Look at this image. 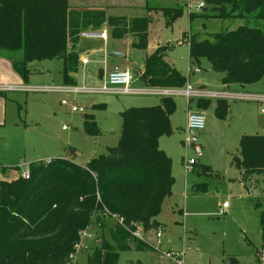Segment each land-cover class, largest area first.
<instances>
[{
    "label": "trees",
    "instance_id": "trees-1",
    "mask_svg": "<svg viewBox=\"0 0 264 264\" xmlns=\"http://www.w3.org/2000/svg\"><path fill=\"white\" fill-rule=\"evenodd\" d=\"M204 2L201 13L209 10L215 19L264 21V0ZM160 11L168 25L184 13L178 6ZM199 15L189 16V21ZM149 23V17L126 20L105 17L100 11L73 12L68 0H0V51L21 53L11 63L23 82L32 62L58 59L63 62V84L76 85L73 75L80 65L76 46L82 32L104 26L111 38L132 35V47L145 50ZM186 45L190 64L207 60L213 72L223 75L220 83L225 87H244L264 74V32L248 24L216 33L211 40L200 41L189 34ZM169 49L156 48L135 70L147 87L182 89L186 85L185 77L167 61ZM158 98L156 106L122 111L118 145L85 166L68 157L47 165L38 161L30 164L28 180L0 181V264H78L69 256L85 230L96 235L87 264H118L120 253L130 250L129 240L144 246L130 232L140 229L146 237L158 230L156 219L174 183L171 159L160 150L159 140L173 133L170 117L175 103L173 97ZM209 104L210 99H197L196 107L201 111ZM214 114L226 118V99H216ZM83 127L89 136L100 135L93 115L85 116ZM232 163L246 190L261 180L264 204V133L243 135ZM194 173L206 176L213 172L198 164ZM205 189V184L192 186L194 191ZM260 223L264 229V209Z\"/></svg>",
    "mask_w": 264,
    "mask_h": 264
},
{
    "label": "rangeland",
    "instance_id": "rangeland-1",
    "mask_svg": "<svg viewBox=\"0 0 264 264\" xmlns=\"http://www.w3.org/2000/svg\"><path fill=\"white\" fill-rule=\"evenodd\" d=\"M157 3L161 7L172 6L170 2ZM189 20L184 12L171 27L166 28L162 16H156L149 29L146 50L133 49L131 36L114 41L109 33L108 40L100 48L103 54L113 52L114 49L118 50L116 53L129 57L126 63L125 60L113 58H108V62L124 66L136 63L135 66H139L137 63L142 64L145 56L150 55L156 47L168 45L172 49L167 51V61L185 77L190 87L210 92L238 91L247 95L248 99H227L228 114L225 119H218L214 114L216 99H211L207 109L200 111L205 119V128L197 134L199 142H204L197 165H206L212 169L213 173L206 176H198L194 171L185 175L182 166L185 150L181 142L184 139L186 114L198 111L197 100H191L188 107L184 97H173L175 111L170 117L173 133L160 138L159 148L171 159L174 183L156 220L162 229V249L183 251L184 264H264V229L260 223V212L264 209L262 183L259 180L251 189L246 190L232 163L242 135L264 133V103L258 99V95L264 97V74L257 82L243 89L235 84L229 90H224L220 83L223 75L213 72L207 60L201 59L198 65L190 64L186 45L189 34L200 41L211 40L216 33L231 31L246 24L264 32V21L251 19L248 23L244 19L219 20L213 18L209 10ZM182 34L185 39L183 43H178ZM96 41L80 38L76 51L82 56L87 47L91 46L90 43ZM20 57V52L0 51V77L4 78L0 80V87L64 85L62 60L32 62L28 65V79L23 82L13 71L11 63L12 59ZM73 81L77 86L90 88L102 85L81 66L73 75ZM130 88L140 91L150 89L135 75ZM62 101L68 105L62 106ZM158 103V97L145 94L0 92V181L15 179L17 168L23 172L26 164L47 158L54 160L69 157L74 164L85 166L92 158L104 155L107 148L118 145L122 111L130 107L156 106ZM72 106L82 108L84 113H72ZM86 115H93L100 130L99 136L86 134L83 127ZM71 151L75 154L69 156ZM187 154L188 158L194 156L190 149ZM195 184H205V191L192 190ZM224 203L228 206L223 210ZM154 232L146 239L151 240ZM95 237L94 234L92 239ZM89 239L83 238L81 241L78 264H87V255L91 252L83 248L85 245L88 248L95 245L85 241ZM129 244L135 246L137 241L129 240ZM144 246L141 247L148 253L122 252L118 264H174Z\"/></svg>",
    "mask_w": 264,
    "mask_h": 264
},
{
    "label": "built area",
    "instance_id": "built-area-1",
    "mask_svg": "<svg viewBox=\"0 0 264 264\" xmlns=\"http://www.w3.org/2000/svg\"><path fill=\"white\" fill-rule=\"evenodd\" d=\"M177 6L187 13L188 17L195 14H200L203 9L206 8L204 0H175ZM81 38L91 39V40H106V33L103 31H85L80 34ZM83 64H87V60L82 61ZM132 81V74L129 71H123L118 68H114L109 72L103 84L97 88H90L86 86H77V85H62L58 87H32V86H3L0 87V92H23V93H49L56 92L66 95H133V94H145L156 97H175L181 96L184 97L188 102L194 99H227L232 97L234 99H248L247 96H228L224 92H210L204 89H194L186 83L182 89H163V88H150L148 90H134L130 88ZM258 99L264 103V97H258ZM62 106H67L68 104L64 101L61 102ZM72 113H84L82 108L77 106L71 107ZM263 112V110H262ZM205 128V119L200 112H187L186 122L184 128V139L181 144L185 149V159L183 163L184 174L188 175L194 171V167L197 165V160L202 156L201 143L197 137V134L204 130ZM190 149L194 156L188 158L187 152ZM53 159L42 160L41 163L47 165L51 163ZM26 170L20 171L18 177L23 180H28L30 178V164L25 165ZM20 170V169H18ZM228 204L224 203L222 208L223 210L227 208ZM119 224H122V220H119ZM130 235L148 246L155 254L160 256L163 259L169 260L174 264H184V252H172L165 251L162 249L163 236L162 229L159 228L153 234L151 240L146 239L141 234L140 229H137L133 232H130ZM80 242L74 246V252L69 256L72 262H77V256L81 249V241L83 238H92V235L89 234L88 230H85L79 234Z\"/></svg>",
    "mask_w": 264,
    "mask_h": 264
},
{
    "label": "crops",
    "instance_id": "crops-1",
    "mask_svg": "<svg viewBox=\"0 0 264 264\" xmlns=\"http://www.w3.org/2000/svg\"><path fill=\"white\" fill-rule=\"evenodd\" d=\"M157 1L158 2L159 1L170 2V3H172V6L171 7L170 6L161 7V5H159L157 3ZM68 5H69V10H71L73 12L100 11V12L104 13L105 17H118V18L122 17V18H125L126 20H132V19H135V18H142V17H149L150 18V23H149V26H148V31H147L148 33H149L150 27L152 26V24L154 22L155 17L158 16V15H161L162 18L164 19V25H165L166 28L171 27V25L166 24V20H165V17L163 15V12L160 11V10H162L164 8L165 9H172V8L177 7V4H176L175 0H68ZM151 7L159 8V10H152V9L150 10L149 8H151ZM118 9H120L121 11L120 12L116 11ZM188 20H189V17H188ZM99 31H101V32L104 31L106 33V40L103 41V40L99 39V40L96 41V43L91 42L90 43L91 46L87 47L88 49L84 52V54L82 56L79 55L80 56L79 57V62H80L79 66H81L83 69H86V72L90 76L94 77V79L96 81H99L102 84H103V82L105 80L106 75L109 72H111L114 68H120V70L129 71L132 74V79H133V76L135 75V70L136 69H140L142 67L143 63L142 64L137 63L139 66H135L136 63L132 64L133 66L132 65L124 66L123 64H116L114 62H108V58L109 57L107 56V54H108L109 51H107V53L103 54V51L100 48V45L101 44L103 45V44L106 43V41L108 40V36H109L108 33L110 34V30L107 27L103 26ZM184 34H182L181 39L183 38ZM127 36H131V39H132L131 47H132V44L135 42V39H134V37L132 35H127ZM127 36H125L124 38H126ZM110 37H111V35H110ZM124 38H122L120 40H117V41H121ZM113 40L115 41V39H113ZM147 41H148V37H147ZM178 43H181V40ZM96 44H98V45H96ZM147 46H148V43H147ZM158 47H160V46H158ZM158 47H156V48H158ZM112 51L113 52H118V50H114V49ZM125 56H126L125 59H120V60H125L124 62L126 63V62H128V58L129 57H128V55H125ZM84 59L87 60V64H83L82 63V61ZM131 67H134V68H132V71L130 69ZM3 79H4L3 77H0V80H3ZM223 87H224V90H229L231 88V85L227 86V87H225V86H223ZM241 88L243 89L244 87H241ZM223 92L225 94H227L228 96H239V95L247 96V95H245L243 93H239L238 91H232V92H229V93H227L225 91H222V93ZM217 93H221V92H217ZM262 96L258 95V97H262ZM227 99H234V98L229 97ZM194 100H197V99H194ZM197 112H200V110H198ZM245 135H250V134H245ZM200 143H201V145L204 144L203 141H200ZM181 147H182V144H181ZM47 159H49V158H47ZM43 160H45V159H43ZM40 161H42V160H40ZM1 169H5V168H1ZM2 171H3L4 174L6 173V171H4V170H2ZM16 171H18V173H19L18 168H17ZM18 175L19 174H17L14 178L15 179L18 178ZM172 175H173V178H174L175 174L173 173V170H172ZM8 181H11V180H8ZM85 241L87 243H94V244L96 243L95 239H92V238H90L89 240H85ZM91 247H92V245H91ZM85 248L89 251V253L91 252V248H88L87 245H85L83 249H85ZM129 251L130 252L131 251L146 252L140 245H135V246H131L130 245V250ZM165 251H171V250H165ZM146 253H148V252H146ZM150 253L153 254V252H150ZM155 255H157V254H155ZM88 256H89V254L87 255V257Z\"/></svg>",
    "mask_w": 264,
    "mask_h": 264
},
{
    "label": "water",
    "instance_id": "water-1",
    "mask_svg": "<svg viewBox=\"0 0 264 264\" xmlns=\"http://www.w3.org/2000/svg\"><path fill=\"white\" fill-rule=\"evenodd\" d=\"M107 56L109 58H113V59H125V55H122V54H119V53H116V52H108ZM75 152L71 151L68 155L69 156H72L74 155Z\"/></svg>",
    "mask_w": 264,
    "mask_h": 264
}]
</instances>
